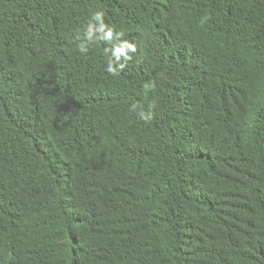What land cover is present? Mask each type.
I'll use <instances>...</instances> for the list:
<instances>
[{"label":"trees","instance_id":"trees-1","mask_svg":"<svg viewBox=\"0 0 264 264\" xmlns=\"http://www.w3.org/2000/svg\"><path fill=\"white\" fill-rule=\"evenodd\" d=\"M0 264H264V0H0Z\"/></svg>","mask_w":264,"mask_h":264},{"label":"clouds","instance_id":"clouds-1","mask_svg":"<svg viewBox=\"0 0 264 264\" xmlns=\"http://www.w3.org/2000/svg\"><path fill=\"white\" fill-rule=\"evenodd\" d=\"M141 115H143V114H141ZM145 118H147V117H145Z\"/></svg>","mask_w":264,"mask_h":264}]
</instances>
